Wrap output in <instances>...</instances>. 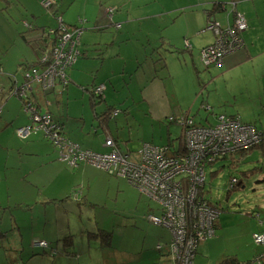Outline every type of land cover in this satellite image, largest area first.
Returning <instances> with one entry per match:
<instances>
[{
    "label": "crops",
    "instance_id": "obj_1",
    "mask_svg": "<svg viewBox=\"0 0 264 264\" xmlns=\"http://www.w3.org/2000/svg\"><path fill=\"white\" fill-rule=\"evenodd\" d=\"M43 1L32 0L24 6L31 17L22 21L30 28L54 26L45 23L44 14L53 16L56 5L52 6L50 0L52 4L44 10L39 4ZM91 1L97 5L96 0H85L84 17ZM115 1L118 6L112 8L101 1L99 14L93 17H110L109 24H120L114 27L112 36L102 29L105 24L91 26V16L69 24H82V33L81 53L67 70V87L40 91L32 84L29 91L40 111L52 113L61 123L68 140L81 148L106 152L109 147L104 141L111 137L134 160L141 142L180 148L182 127L169 122L170 115H189L202 125L216 122L210 120L212 114L215 119L219 114L238 116L245 122L238 109L223 108L215 113L217 103L225 107L231 91L228 87L227 98L222 96L216 103L212 96L218 88L213 83L218 75L227 79L228 74L241 71L249 63L255 65L262 57L264 0H177L155 13L143 6L148 0L142 6L131 0ZM216 2L221 4L219 8H213ZM12 3L0 0V24L5 28L0 29V264L9 245L13 259L8 264H174L170 230L148 218L161 212L155 200L125 178L87 163L71 166L58 160L56 149L41 132L26 138L16 133L17 127L29 123L30 112L11 90L23 79V65L36 62L38 52L24 38L25 34L34 42L36 30L28 32L24 23L20 29L12 19L16 14ZM60 14L57 17L62 19L65 12ZM236 14H242L247 22L243 46L216 64L214 74L200 73L199 51L215 41L213 31L206 27L208 22L227 26ZM146 18L150 19L149 27L140 25ZM92 27L103 33L92 34ZM7 29L12 30L10 35ZM171 65L189 73L188 79L181 78L182 86L171 75ZM102 83L105 88L94 107L91 88ZM262 101L264 93L258 105L252 103L257 115L248 121L260 129L264 128V112L258 109L261 106L264 111ZM108 106L120 111L105 115ZM258 148L264 155V141ZM16 207L23 212H13ZM222 220L219 213L215 235L197 245L194 264L196 260L197 264H219L229 258L249 262L256 252L264 250L263 243L246 260L225 251L211 261L210 252L226 227ZM24 231L32 232L23 238ZM40 240L50 246L41 248L37 245ZM55 242H61L62 247ZM13 246L21 252L20 262L12 253Z\"/></svg>",
    "mask_w": 264,
    "mask_h": 264
},
{
    "label": "built area",
    "instance_id": "obj_2",
    "mask_svg": "<svg viewBox=\"0 0 264 264\" xmlns=\"http://www.w3.org/2000/svg\"><path fill=\"white\" fill-rule=\"evenodd\" d=\"M50 6V0L42 2ZM26 24V23H25ZM27 25V24H26ZM119 27L120 24H116ZM207 29L215 35L214 43L200 49L204 65L219 64L223 58L240 49L244 40L242 32L247 22L242 14H236L230 25L221 26L211 20ZM55 37L54 45L42 52L38 63L23 71V81L12 88V94L23 100L30 112L31 122L16 128L20 137L41 132L58 150V159L71 166L87 163L111 175L125 178L150 199L155 200L161 212L148 218L156 225L171 232L170 251L174 264H194L197 245L215 235L216 221L220 211L202 195L205 184V168L216 159L247 149L264 141V128L243 122L238 116L219 114L212 125H202L189 115H170L169 122L182 127L180 148L172 150L169 145L141 142L137 159L120 150L111 137L104 144L106 152L81 148L62 134V127L47 111H40L27 94L32 84L41 90L53 89L57 84L65 87L67 70L75 62L82 33L81 26L68 25L58 18L56 28H49ZM105 85L98 84L92 92L102 95ZM1 111V110H0ZM117 110L112 111L116 114ZM235 181V179H234ZM257 245L264 243L263 235H254ZM46 241L37 245L45 246ZM221 264H264V251H259L249 262L225 260Z\"/></svg>",
    "mask_w": 264,
    "mask_h": 264
},
{
    "label": "rangeland",
    "instance_id": "obj_3",
    "mask_svg": "<svg viewBox=\"0 0 264 264\" xmlns=\"http://www.w3.org/2000/svg\"><path fill=\"white\" fill-rule=\"evenodd\" d=\"M51 1L54 2L52 6L56 5L55 14H53V16L44 14V17L47 19L45 23L52 22L51 24L54 25L50 26V28L57 27V16H61V12H65V15L62 19L64 23H68L69 25L73 23V21H79V19L81 21H85L86 19H89L88 16H91L93 19L95 15L99 14V3L101 1L103 5L111 8L112 6H118L117 1L115 0H96V6L95 3H92L91 1V3H88V8L85 12L87 17H84L82 13L85 0ZM131 1L142 6L145 0ZM176 1L177 0H148V2H146V4L143 6H146L149 13H155L160 9L169 7L170 3L175 4ZM12 2L11 9L16 12V14L12 16V19L14 22L19 24L20 29H22V23L26 25L25 22L22 21L23 18L30 19L31 17L28 11H25L24 6H28V3L32 2V0H12ZM185 3H187V0ZM39 4L44 10L48 9L46 8L47 6H45L42 2H39ZM78 14L81 16H78ZM42 18L43 16H41L39 19ZM107 18H95L90 25H94V27H101L98 23L105 24V26L103 25L104 27L102 29H107V34H111L112 36L111 32L115 29V24H109L112 20L110 17ZM178 22L180 21H177L175 24H178ZM149 23V18L140 21V25L143 27H149ZM80 25L82 26V24ZM0 29L5 28L0 24ZM101 31L102 30H100V28H93L92 34H94V32L102 34L103 32ZM166 31L167 29H165V32ZM11 33L12 30L7 29V34L10 35ZM88 33L89 32L87 30L86 34L88 35ZM161 33L162 31L158 33V36H161ZM134 37L135 36L132 38ZM158 51L161 53L162 49L160 48ZM261 56L262 57L257 61V63H255V65L249 63V65L243 66L241 71H234L230 75L228 74L227 79H223L222 77H219V75L216 77L213 84L215 88H218V92L214 93L212 100H215L217 103V100H219L222 96L227 98L226 91L228 90V87L230 88L231 93L229 98H227L228 101L225 104V107L224 105L219 106L217 103V110H214L215 113H218V111L223 108H232L233 110L238 109L243 113V119L245 122L250 121V118H253L255 115H257V112L254 111L252 103L256 102L258 105L259 98H261V95L264 93V75L262 74V71L264 70V52H262ZM161 62L163 63L164 61L161 60ZM200 66L202 67L200 73L207 74L211 72L214 74L215 72L213 68L218 65L211 64L208 67H205L202 62H200ZM23 71L24 70H22V75ZM170 72L171 75L176 79L178 86H182L183 82L181 78L187 76L188 79L189 73L187 71L178 70L173 65L170 66ZM239 85H242L241 89L238 88ZM34 88H38L36 84L34 85ZM263 103L264 102L262 101V104ZM258 109L261 112H264L261 106H259ZM229 111L232 110L230 109ZM210 120L212 123L217 121V118L215 119V114L210 116ZM257 123L259 124V122ZM50 144L55 148L51 142ZM56 152L58 154V150ZM232 179H235V182H233V185H230V181ZM202 195L217 207L222 216V221L226 226L223 228V235L220 238L217 247L213 248L210 252V260L214 261L220 255V253H224L225 251L232 254L236 253L239 260H246L247 258H250L255 248H257L254 235L264 234V232L260 231V227L264 229V155L262 154V150L257 147L241 153H231L226 157L218 158L211 164L207 165L205 168V184L202 188ZM14 211L18 212L19 214L23 212L22 209L17 207L14 208L13 212ZM75 229H77L76 226ZM13 231L14 233L16 232L14 229ZM31 232L32 231H24L23 238ZM33 232L36 233L37 231L34 230ZM56 244L57 247H62L61 242ZM12 248L14 249L15 246ZM9 249L10 245L4 250L6 258L5 260H1L2 264H8L9 260L13 257L8 252ZM17 250L19 249H14L12 253L16 254V260L17 262H20L21 252H18ZM204 263L205 261H202V264ZM195 264H197V260L195 261Z\"/></svg>",
    "mask_w": 264,
    "mask_h": 264
},
{
    "label": "trees",
    "instance_id": "obj_4",
    "mask_svg": "<svg viewBox=\"0 0 264 264\" xmlns=\"http://www.w3.org/2000/svg\"><path fill=\"white\" fill-rule=\"evenodd\" d=\"M217 6V7H216ZM221 6V4L220 3H217L216 2V4H215V6L213 7V8H219ZM58 18V17H57ZM63 22V21H62ZM64 23V22H63ZM26 26L28 27V32H31V31H33V30H36L35 32V34H34V37H35V41L34 42H32V39H27L26 37H25V34H24V38L26 39V41L28 42V43H30V44H32V46L34 47V49L36 50V52H38V58H37V60H36V62H33L32 64H30V65H23L24 67H23V70H25L27 67H29V66H31V65H35L36 63H38V59L40 58V55L42 54V52H44L45 50H47V49H50L53 45H54V42H55V37H54V35L52 34V33H49V31H48V29L50 28L49 26H46V27H31L30 28V24L29 23H27L26 22ZM66 24V23H65ZM78 25V24H77ZM246 30V29H245ZM244 30V31H245ZM243 31V32H244ZM242 32V33H243ZM80 45V44H79ZM211 65V64H210ZM22 66V65H21ZM160 66H163V64L162 63H160ZM205 66H209V65H205ZM23 81V79H21L20 80V83ZM17 84V83H16ZM15 84V85H16ZM68 84V83H67ZM67 84H66V86L65 87H62L60 84H57L55 87H57V86H60L61 88H66L67 87ZM55 87L53 88V89H49V90H46V91H51V90H54L55 89ZM38 88H39V90L41 91V88H40V86L38 85ZM93 88V87H92ZM92 88H91V93H92V97H91V99H92V103H93V105H94V107H95V104H97V103H100V99H101V97H102V95H98V96H96L93 92H92ZM12 91V90H11ZM43 91V90H42ZM27 96H28V98L29 99H31L33 102H35V104L37 105V108L39 109V106H38V103L33 99V98H31V96H30V93H28L27 94ZM19 98V97H18ZM20 99V98H19ZM21 100V99H20ZM22 102H23V100H22ZM25 108V107H24ZM115 110H117V112H116V114L120 111V109H117V108H112L111 106H108V109L106 110V112H105V115H110L111 114V112L112 111H115ZM50 115H51V117L54 119V121L55 122H57L60 126H61V123L54 117V115L52 114V113H50V112H48ZM31 122V120L29 121V123ZM62 127V126H61ZM43 134V133H42ZM44 135V134H43ZM45 136V135H44ZM26 138V137H25ZM45 138L47 139V137L45 136ZM48 140V139H47ZM49 141V140H48ZM51 142V141H50ZM262 143V142H261ZM261 143L260 144H257V145H255V146H252V147H250V148H247V149H242V150H239V151H237V152H244V151H247V150H251V149H253V148H257V147H259L260 145H261ZM55 149H56V151H57V148L55 147ZM109 150V149H108ZM227 156V155H226ZM226 156H223V157H226ZM57 157H58V154H57ZM233 182H235L234 181V179H232L231 181H230V185H233ZM160 208V207H159ZM40 241H46V240H40ZM46 245L45 246H40L41 248H43V249H45V248H48L50 245H49V242H47L46 241ZM261 251H264V250H261ZM51 252V251H50ZM259 252V251H258ZM256 254H257V252H256ZM225 260H230V258L229 259H225ZM222 261H224V260H222ZM222 261H221V263H222ZM221 263H219V264H221Z\"/></svg>",
    "mask_w": 264,
    "mask_h": 264
}]
</instances>
